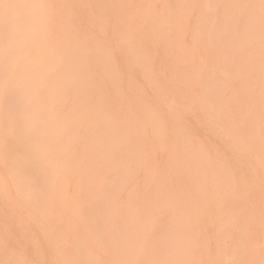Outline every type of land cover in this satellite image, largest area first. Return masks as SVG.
Returning <instances> with one entry per match:
<instances>
[{
  "label": "bare ground",
  "instance_id": "obj_1",
  "mask_svg": "<svg viewBox=\"0 0 264 264\" xmlns=\"http://www.w3.org/2000/svg\"><path fill=\"white\" fill-rule=\"evenodd\" d=\"M23 245L264 264V0H0V264Z\"/></svg>",
  "mask_w": 264,
  "mask_h": 264
},
{
  "label": "rangeland",
  "instance_id": "obj_2",
  "mask_svg": "<svg viewBox=\"0 0 264 264\" xmlns=\"http://www.w3.org/2000/svg\"><path fill=\"white\" fill-rule=\"evenodd\" d=\"M213 137H211V136H209L208 134H207V139L208 140H210V141H212L213 139H212ZM10 230V231H9ZM8 235L5 237V239H6V241H5V245H6V248H9V247H11V246H13V245H17L16 244V238H18L17 239V243L20 241V235H19V233L16 231V230H14V229H8ZM16 234V235H15ZM17 234L19 235V236H17ZM11 235V236H10ZM12 235H14V236H12ZM13 237H15V238H13ZM10 238V239H9ZM12 239V240H11ZM15 241V242H14ZM13 244V245H12ZM22 254H23V256L24 257H26V258H28L31 262H33V263H35V261L36 262H38L39 264H51L50 263V261H49V256H50V253H49V251H48V249L46 248V249H43V253H42V255L40 254V256L41 257H35L36 256V254H35V251H34V248L31 246V245H23L22 246ZM33 258V259H32ZM45 259V260H44Z\"/></svg>",
  "mask_w": 264,
  "mask_h": 264
}]
</instances>
